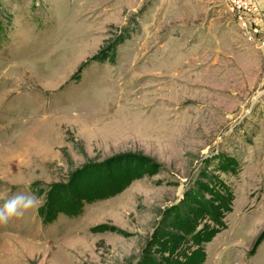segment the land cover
Here are the masks:
<instances>
[{
    "label": "rangeland",
    "instance_id": "rangeland-1",
    "mask_svg": "<svg viewBox=\"0 0 264 264\" xmlns=\"http://www.w3.org/2000/svg\"><path fill=\"white\" fill-rule=\"evenodd\" d=\"M225 1L0 0V264H264V61Z\"/></svg>",
    "mask_w": 264,
    "mask_h": 264
},
{
    "label": "trees",
    "instance_id": "trees-1",
    "mask_svg": "<svg viewBox=\"0 0 264 264\" xmlns=\"http://www.w3.org/2000/svg\"><path fill=\"white\" fill-rule=\"evenodd\" d=\"M114 164L118 165V167H120V168L124 167V165L122 164V161H120V160L115 161ZM125 165H126V163H125ZM126 167H127V165H126ZM86 170L87 171L91 170V171H94V173H95V169L93 168V166L85 168L83 171H81V173H83ZM81 173H79V174L76 173L74 175V177L69 180L68 183L61 185V186H56L54 189L50 190L49 196H48L49 197L48 206L51 205L52 202H54L55 200L57 201V206H55L52 209V211L55 212V211L62 210V211L68 212L69 211L68 209H70L69 206L72 205L73 203H76L77 202L76 200H79V198H82V197L87 198L88 195H86V192L89 193V190L92 191L91 188L94 187L95 184H94V182H91V180L93 178L88 180L90 178L89 177L90 174L87 175L88 177L86 179V178H83L80 176ZM126 173H128V172H126ZM92 175H95L97 177L99 176V174H92ZM102 175L106 176L105 172ZM77 176L80 177L81 182L78 181ZM73 179H75V180L73 181ZM81 185H83L82 187H84V188H90V189L87 191H86V189H79ZM79 204L77 203V205H79ZM77 205H74V206H77ZM43 209L44 208H40V213L43 215L44 221H47L50 214H49V211L48 212L46 210L43 211ZM211 236H212V233L206 234L205 236H203L204 237L203 241L209 240V238ZM203 258H204V251L202 248H200L197 253L193 254L189 259H186L184 264H198Z\"/></svg>",
    "mask_w": 264,
    "mask_h": 264
},
{
    "label": "built area",
    "instance_id": "built-area-1",
    "mask_svg": "<svg viewBox=\"0 0 264 264\" xmlns=\"http://www.w3.org/2000/svg\"><path fill=\"white\" fill-rule=\"evenodd\" d=\"M263 0H226L225 6L238 24L243 36L256 40L257 49L264 61V15ZM264 84V75L261 77ZM263 92V91H262Z\"/></svg>",
    "mask_w": 264,
    "mask_h": 264
},
{
    "label": "crops",
    "instance_id": "crops-1",
    "mask_svg": "<svg viewBox=\"0 0 264 264\" xmlns=\"http://www.w3.org/2000/svg\"><path fill=\"white\" fill-rule=\"evenodd\" d=\"M261 9H262V13H263V15H264V0L262 1Z\"/></svg>",
    "mask_w": 264,
    "mask_h": 264
}]
</instances>
